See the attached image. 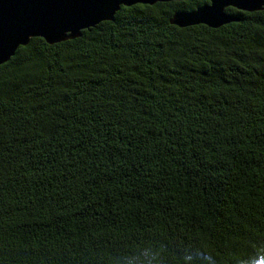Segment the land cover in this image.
I'll return each instance as SVG.
<instances>
[{"label": "trees", "instance_id": "obj_1", "mask_svg": "<svg viewBox=\"0 0 264 264\" xmlns=\"http://www.w3.org/2000/svg\"><path fill=\"white\" fill-rule=\"evenodd\" d=\"M206 3L121 7L0 66V264H264V10L170 24Z\"/></svg>", "mask_w": 264, "mask_h": 264}, {"label": "water", "instance_id": "obj_2", "mask_svg": "<svg viewBox=\"0 0 264 264\" xmlns=\"http://www.w3.org/2000/svg\"><path fill=\"white\" fill-rule=\"evenodd\" d=\"M182 1L186 0H112L114 4L118 5V9L111 15H105L94 24H89L86 28L76 32H67L64 34L65 38L55 39L42 35L39 29L31 27L40 12L37 5L45 0H0V66L9 62L18 48L27 46L33 38H41L49 45L74 40L81 37L82 31L94 28L102 22L114 21V16L121 7L153 6L157 3ZM206 4L192 11L174 13L170 24L179 28L205 25L211 29H218L238 21L237 18L226 12L228 8L247 13L264 10V0H216V10L210 14L201 12V8Z\"/></svg>", "mask_w": 264, "mask_h": 264}, {"label": "snow or ice", "instance_id": "obj_3", "mask_svg": "<svg viewBox=\"0 0 264 264\" xmlns=\"http://www.w3.org/2000/svg\"><path fill=\"white\" fill-rule=\"evenodd\" d=\"M37 7L40 12L32 22L31 27L39 29L42 35L55 39L65 38L64 34L67 32H76L86 28L87 25L94 24L97 20L102 19L105 15H111L118 9V5L114 4L112 0H45V2L39 3ZM215 10L216 0H207V4L201 8V12L208 14ZM2 85L3 82L0 81V87ZM31 158L36 159L35 156ZM25 163H29V161L25 160ZM57 163L65 168L73 165L78 166V162L67 154H63ZM41 167L44 165L40 164L33 168L32 173H25L22 167L17 168L16 171L22 179L27 177L25 179L26 184H31L33 181L46 178L38 175ZM10 179L14 180L15 177ZM0 187H2V183H0Z\"/></svg>", "mask_w": 264, "mask_h": 264}, {"label": "flooded vegetation", "instance_id": "obj_4", "mask_svg": "<svg viewBox=\"0 0 264 264\" xmlns=\"http://www.w3.org/2000/svg\"><path fill=\"white\" fill-rule=\"evenodd\" d=\"M230 9H233V8H228V9L226 10V12H227L228 14H230V13H229V10H230ZM234 10H235V9H234ZM236 11H238V10H236ZM230 15H231V14H230Z\"/></svg>", "mask_w": 264, "mask_h": 264}]
</instances>
